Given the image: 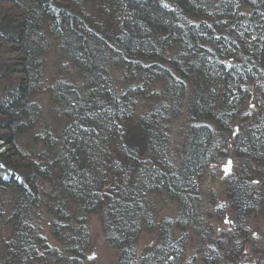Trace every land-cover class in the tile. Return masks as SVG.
<instances>
[{
	"label": "trees",
	"instance_id": "obj_1",
	"mask_svg": "<svg viewBox=\"0 0 264 264\" xmlns=\"http://www.w3.org/2000/svg\"><path fill=\"white\" fill-rule=\"evenodd\" d=\"M2 149L0 264H87L96 213L115 264H188L191 236L237 264L264 204V0H0Z\"/></svg>",
	"mask_w": 264,
	"mask_h": 264
},
{
	"label": "rangeland",
	"instance_id": "obj_2",
	"mask_svg": "<svg viewBox=\"0 0 264 264\" xmlns=\"http://www.w3.org/2000/svg\"><path fill=\"white\" fill-rule=\"evenodd\" d=\"M45 72V86L49 87L54 76L58 72V59L57 54L54 52V48L51 49ZM42 103L46 104L47 115H50L53 110L48 94L42 93L40 95ZM3 149L0 150L2 154ZM231 162L230 170L225 171V166ZM239 164L232 159H224L219 161L216 165L212 166L209 173L203 180V200L215 211L220 210L223 205V191L224 183L226 180L237 176V170ZM0 177H3V173L0 170ZM8 179V178H7ZM171 205V206H170ZM161 211V217L173 216L175 212L174 205L170 204ZM261 208V207H260ZM222 221L215 223V233L217 236L222 235L223 232L231 233L233 228L234 216L228 214L227 211L222 215ZM229 221L225 223V221ZM48 227V225H47ZM248 243L243 247L237 264H257L264 254V204L262 210L259 211L257 217L249 219L248 221ZM89 228L91 233V245L87 253V264H115L117 260V252L104 242L103 226L99 213L92 215L89 219ZM48 229V228H47ZM46 229V233L48 230ZM216 240V239H215ZM156 242V235L143 234L138 242L139 253H142L146 249L152 247ZM216 242V241H215ZM204 264L202 261V254L198 251L196 239L189 237V243L185 255V263L190 264Z\"/></svg>",
	"mask_w": 264,
	"mask_h": 264
},
{
	"label": "snow or ice",
	"instance_id": "obj_3",
	"mask_svg": "<svg viewBox=\"0 0 264 264\" xmlns=\"http://www.w3.org/2000/svg\"><path fill=\"white\" fill-rule=\"evenodd\" d=\"M230 166H231V162H228V165L225 166V171H229L230 170ZM222 207V206H221ZM229 221H225V223H228Z\"/></svg>",
	"mask_w": 264,
	"mask_h": 264
}]
</instances>
